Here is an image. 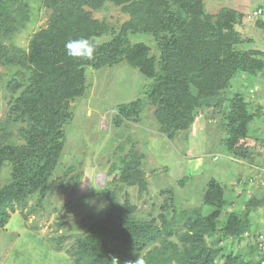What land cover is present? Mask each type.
<instances>
[{
  "label": "trees",
  "instance_id": "obj_1",
  "mask_svg": "<svg viewBox=\"0 0 264 264\" xmlns=\"http://www.w3.org/2000/svg\"><path fill=\"white\" fill-rule=\"evenodd\" d=\"M107 4L128 16L120 27L94 18L93 13ZM42 8L49 12L47 26L33 33L24 49L6 42L33 22L30 2L0 0V65L12 75L8 118L0 124V229H6L18 208L27 221L23 211L32 199L43 207L70 182L54 174L63 159L66 129L74 119L71 104L86 96L89 69L127 65L151 81L143 98L116 107V129L141 123L149 105L159 132L175 141L215 107L226 131L220 144L225 154L261 165L257 156L264 151V139L252 141L248 132L264 116L262 107L250 102L252 95L259 98L262 86L255 82L264 74V54L243 47L246 41L238 26L253 22L247 13L223 7L209 14L206 0H42ZM263 18L256 20L258 26L264 25ZM137 35L152 37L156 51L143 41L134 43ZM81 37L96 45L92 60L66 54V42ZM244 75L250 76L252 89L246 85L228 99L233 81ZM226 103L232 108L235 103L237 109L227 114ZM13 126H20L21 142ZM248 142L254 143L253 149ZM117 149L113 179L98 193L108 209L102 217L91 214L83 221L87 231L67 250L74 264H128L136 256L146 264H264L263 244L251 221L264 199L253 195L238 203L232 191L226 197L225 185L212 179L198 198L199 206H179L174 188L167 187L160 192L164 202L160 207L154 204L157 214L142 213L125 189H136L139 198L149 194L147 155L134 143L127 153L122 145ZM240 203L242 209L233 207ZM246 233L251 241L243 248Z\"/></svg>",
  "mask_w": 264,
  "mask_h": 264
},
{
  "label": "rangeland",
  "instance_id": "obj_2",
  "mask_svg": "<svg viewBox=\"0 0 264 264\" xmlns=\"http://www.w3.org/2000/svg\"><path fill=\"white\" fill-rule=\"evenodd\" d=\"M29 2L33 22L30 21L23 31L6 44L13 43L28 49L33 33L47 26L49 12L42 8V0ZM260 6H264V0H206V10L209 14H214L223 7L250 14ZM93 15L95 19L118 27L128 19L121 8L111 4H107L104 9L94 12ZM261 22L264 23V18ZM257 23L256 20L246 21L244 25L238 26V30L242 31L245 38V49L259 50L264 54V25L261 27ZM133 41H143L156 51L152 37L137 35ZM11 77L10 70L0 65V124L8 118L10 92L7 85ZM249 78V75H244L233 81L228 99H233L246 85L252 89ZM150 83L151 81L138 70L127 65L112 70H88L87 94L83 99L71 104L74 119L66 129L67 140L63 159L54 174L55 177L70 182L67 187L48 197L43 207H38L37 199H32L23 211L27 214V221L19 208L12 214L6 229H0V264H74L67 250L78 236L87 231L88 228L83 227V221L89 215H105L108 205L98 193L108 187L113 179L112 166L118 162L114 154L121 145L127 153L134 143L137 149L147 155L145 172L149 181V194L139 198L136 189H125L130 195V201L137 205L138 211L142 213L151 215L154 204L160 207L164 202L160 192L167 187L174 188L179 206L185 209L199 206L202 201H198V198L212 179L225 185L226 197L230 190L232 191L233 201L244 202L253 196L245 197L243 194L240 197L241 192L230 183H235L237 174L242 172L243 176L250 175L248 179L257 173L263 175L258 167H264V154L258 159L261 165L255 169L243 166L246 160L235 158L234 164L232 157L224 156L226 151L220 144L226 131L222 128V116L218 114L220 110L215 107L208 109L207 114L203 113L195 122L197 126H193L188 132L180 133L175 141H169L159 132L154 108L149 105L145 106L141 123H127L120 130L115 128L112 119L116 107L143 98ZM255 84L262 86L261 90H258L260 98L251 97L250 102L252 105L264 107V74L256 79ZM248 96L249 92L246 98ZM217 102L218 99H215L213 104ZM232 106L234 108L228 103L224 105L225 110H228L227 114L230 110L233 113L237 109L235 103ZM19 129L20 126L12 127L15 139L21 142ZM251 133L253 132L248 133V136H251ZM261 138H264V135ZM8 173V170L3 172L4 182ZM77 175H81V178L73 179L72 176ZM185 177L188 179L182 185L180 181ZM249 181L251 183V179ZM253 191L254 188L251 194ZM254 195L264 198L259 197L260 194ZM154 214L157 212L154 211ZM262 241L264 247V240ZM56 245H61L63 250H57ZM236 248H239L238 245ZM241 250L242 248L238 251Z\"/></svg>",
  "mask_w": 264,
  "mask_h": 264
},
{
  "label": "crops",
  "instance_id": "obj_3",
  "mask_svg": "<svg viewBox=\"0 0 264 264\" xmlns=\"http://www.w3.org/2000/svg\"><path fill=\"white\" fill-rule=\"evenodd\" d=\"M195 126H197V124H195L194 127ZM250 132H253V133H251V136L249 138L250 140L253 141V139H259V138H260L259 140L264 139V138H261V136L264 135V116L263 117L261 116V118L258 117V120H255V122L251 125V130L248 133H250ZM247 144H249L251 149H253V147H252V145L254 144L253 142H251V143L248 142ZM263 154H264V151L259 156H257V161H258V159H261ZM224 156L228 157V155H226V154H224ZM228 158H230V157H228ZM231 161H233V163L235 164V162H234L235 159H232ZM236 161L238 162V160H236ZM259 162L260 161H258V163ZM262 162H264V161H262ZM245 163L246 164L243 166L249 167V169H251V168L255 169V167H258V166L251 165L247 160ZM258 169L262 170V169H264V167H258ZM242 173L237 174V177H236L237 180L236 181L234 180L235 183H230L231 186H233V187L236 186L237 190H239L241 192V194H240L241 197L243 194L245 195V197H248V196H251L254 194H257V195L260 194L261 196L259 195V197H262V196L264 197V174L262 175L261 173H257L256 176L250 177L248 179V177L250 175L243 176ZM233 179H235V178H233ZM250 179H251V183L249 181ZM234 184H236V185H234ZM233 187H232V190H233ZM252 188H254L253 194H251ZM260 199H264V198H260ZM242 203H240L241 205L240 204H234L233 207L242 209L243 208V207H241L243 205ZM251 221L254 223V227L257 229V231L255 232L256 233L255 235L256 236L258 234L264 235V205L261 208L258 207L255 210V212L253 213V215L251 217ZM246 241L250 242L251 239H249V237H246L244 239V243L242 244L243 246L246 245ZM238 247L239 248H237V249L239 250L241 248V246L239 245ZM263 252H264V250H263Z\"/></svg>",
  "mask_w": 264,
  "mask_h": 264
},
{
  "label": "clouds",
  "instance_id": "obj_4",
  "mask_svg": "<svg viewBox=\"0 0 264 264\" xmlns=\"http://www.w3.org/2000/svg\"><path fill=\"white\" fill-rule=\"evenodd\" d=\"M65 50H66V54L73 59L92 60L96 52V45L91 39L81 37L79 39H72L67 41L65 44ZM251 97L254 98L255 96L252 95ZM262 109L264 110V107H262ZM261 172H263L264 174V169H262ZM249 236L250 234L248 233L245 234V237H249ZM261 237H263V239H261ZM256 239L263 244L262 240H264V235L258 234L256 236ZM263 250L264 247L262 246L261 252H263ZM128 264H146V262L142 256H136V259L128 261Z\"/></svg>",
  "mask_w": 264,
  "mask_h": 264
},
{
  "label": "built area",
  "instance_id": "obj_5",
  "mask_svg": "<svg viewBox=\"0 0 264 264\" xmlns=\"http://www.w3.org/2000/svg\"><path fill=\"white\" fill-rule=\"evenodd\" d=\"M262 16H264V8H258L248 14V19L257 20L260 19V17ZM261 239H263V237H261Z\"/></svg>",
  "mask_w": 264,
  "mask_h": 264
}]
</instances>
